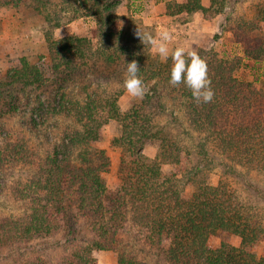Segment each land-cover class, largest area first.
<instances>
[{"label":"trees","instance_id":"obj_1","mask_svg":"<svg viewBox=\"0 0 264 264\" xmlns=\"http://www.w3.org/2000/svg\"><path fill=\"white\" fill-rule=\"evenodd\" d=\"M241 1L208 0V6L202 0L164 2L169 17H190L199 12L203 19L210 20L226 12L224 27L239 45L241 55L228 58L213 50L195 51L207 64L215 92L211 103L194 100L183 84H169L173 61L169 58L163 62L153 55L152 43H143L139 37L149 33L154 40L155 25L145 24L130 9L120 14L118 0H61L59 10L45 17L39 61L31 63L25 55L9 52L4 65L0 64V111L15 109L14 94L19 90L46 87L49 75L73 72L99 59L111 65L121 63L125 68L135 60L143 82L157 79L185 98L189 124L196 131L206 132L217 152L239 166L264 173V72L251 80L237 76L245 63L250 62L257 71L264 59L260 28L264 0L254 1L248 17L232 12ZM81 17L94 18L90 36H54V29ZM120 95V90L113 89L81 105L61 104L60 109L75 115L81 129L51 155L35 156L22 136L6 134L0 143V167L35 161L37 170L21 184L9 186L11 197L22 201L25 208L18 216L0 218V253L66 233L71 227L68 213L72 209L86 225L88 238L72 241L54 258L25 257L10 264H97L93 251L110 249L117 252L116 264H264V254L258 257L253 251L264 241V220L253 206L243 202L228 184L220 181L211 185L200 171L181 170L180 146L168 132L154 128L147 114V99L135 100L121 111ZM54 106L50 104L51 112ZM110 119L121 126L119 135L111 141L119 152L114 188L104 181L103 174L109 168L105 153L94 151L98 164L86 157ZM148 144L156 149L154 157L142 153ZM74 151L78 162L69 157ZM164 164L175 171L164 173ZM185 174L190 177L189 183L182 188ZM70 193L73 195L68 203ZM126 225L137 243L152 251L155 262L131 250L117 251L121 244L118 236ZM233 236L240 239L238 246L230 244ZM214 238L220 239L218 246L212 245Z\"/></svg>","mask_w":264,"mask_h":264},{"label":"rangeland","instance_id":"obj_2","mask_svg":"<svg viewBox=\"0 0 264 264\" xmlns=\"http://www.w3.org/2000/svg\"><path fill=\"white\" fill-rule=\"evenodd\" d=\"M59 1L61 0H0V64L4 65L9 52H13L12 54L16 56L25 55L31 63L39 61L40 45L44 40L45 17L50 18V15L59 10L57 6ZM131 1L128 0L131 10L137 16L142 17L143 12H140L142 11L140 9H146L147 12L144 14L150 15L151 12L148 13V11L153 9L152 12H159L160 4H164L167 0ZM254 1L257 0H243L233 7L232 12L248 17L252 14L251 6ZM118 2L117 11L120 12L121 9L126 13L127 11L124 10L126 4L121 3L124 0H118ZM225 16L226 12H223L216 15L214 21L202 22L201 18L203 19V17L199 13L195 26L187 27L184 31L181 29L182 25L192 16L180 15L173 23L178 24L182 31L169 32L172 34L171 41L168 43L169 49L184 47L189 51H196L203 48L213 50L228 58L241 55L239 45L233 42L231 34L224 27ZM94 27L93 17H81L54 29L53 33L56 38L70 35L88 37ZM260 28L264 36V18L260 22ZM152 53L159 57L153 43ZM9 55L11 57V54ZM12 64V61L8 63V67ZM250 65V62L245 63L237 76L251 80L254 76L264 72V59L257 71L256 69L254 71ZM114 71L116 73L112 75ZM67 72L57 76L49 75L47 85L43 89L19 90L14 94L15 109L0 111V143L6 134H18L25 139L29 151L31 150L35 156L51 155L53 150L62 148L63 142L68 140L71 134L81 129L75 115L65 108L60 109L61 104L67 105L69 102L72 104L74 102L81 105L87 99L103 96L106 91L113 89H118L121 92L118 98V106L121 111H125L133 101L140 100L130 96L124 87L126 68L121 63L111 65L99 59L92 65ZM144 85L146 88L144 98L149 102L148 118L154 128L165 130L179 144L183 160L181 170L187 173L195 172L196 169L206 175L207 182L211 185H217L222 181L235 188L243 202L253 206L257 215L264 220V173L239 166L217 152L206 132L196 131L191 127L190 121L186 117L185 98L176 94L172 87L157 79L144 82ZM50 104L55 105L52 112L49 110ZM120 130L121 126L117 121L108 120L100 131V140L92 144V148L86 154L93 164L99 162L97 154L94 153L95 150L103 151L108 157L109 168L103 177L109 188H114L118 183L119 152L111 145V141L119 135ZM142 153L154 157L156 149L148 144ZM75 155L76 151L72 152L69 157H73L78 162L79 158H75ZM59 157L62 158L63 155L60 153ZM36 170L35 161L33 163L21 162L15 166L6 163L0 167V218L18 216L23 212L25 208L23 202L16 201L11 197L9 186L14 187L16 184H21L30 178ZM162 171L169 173L175 171V168L164 164ZM189 178L185 174L181 180L182 188H187L186 184L189 183ZM72 195V193L68 194L66 199L68 203L71 202ZM68 214L71 218V227L66 233L55 237L39 238L24 247L2 251L0 264L14 263L25 257L54 258L67 249L72 241L88 238L90 233L79 215L77 218L72 209ZM133 236L131 227L126 225L125 230L118 236L121 244L117 251L121 248L131 250L143 259L151 263L155 262L152 251L137 243ZM239 240L238 237L233 236L229 242L233 246H238ZM219 242L218 238L212 239L213 246H218ZM253 251L258 257L263 255L264 241H260ZM93 256L97 264H116L117 252L112 249L95 250Z\"/></svg>","mask_w":264,"mask_h":264},{"label":"clouds","instance_id":"obj_3","mask_svg":"<svg viewBox=\"0 0 264 264\" xmlns=\"http://www.w3.org/2000/svg\"><path fill=\"white\" fill-rule=\"evenodd\" d=\"M139 37L143 43H156L149 33ZM170 41L171 34L167 30H162L157 52L163 62H167L169 58L173 61L169 71V84L173 87L183 84L191 91L193 99L197 102L204 104L213 102L215 92L208 75L206 61L197 52L189 51L184 47L170 50L168 47ZM139 71L140 68L135 60L126 63L124 87L130 96L142 100L146 95V88Z\"/></svg>","mask_w":264,"mask_h":264},{"label":"crops","instance_id":"obj_4","mask_svg":"<svg viewBox=\"0 0 264 264\" xmlns=\"http://www.w3.org/2000/svg\"><path fill=\"white\" fill-rule=\"evenodd\" d=\"M133 1V0H132ZM131 1V2H132ZM176 2L178 3H181L183 2L184 0H175ZM122 4H126L125 7H124V10H128L130 9L131 10V6H130V3H128V0H124V2H121ZM128 4V5H127ZM202 4L204 6H208V0H202ZM165 4H160V11L159 12H152L153 9L151 11H148V13H150V15H146L144 13H146V9H140L142 11L140 12H143V16H142V19L144 21L145 24L147 25H155V29H156V37L154 39V41H156V43H153V46H154V49H157V45L159 43V36H160V33L162 30H167L168 32L170 31H175V32H181L182 30L185 31V29L187 27H194L195 26V23L197 22V18H199V12L198 13H194L191 17L190 20H188L187 22H185L181 29L179 28L178 24L176 23H173V21L176 20L177 17H180V15H177V16H174V17H169L165 14ZM123 9V8H122ZM132 11V10H131ZM120 14H124V11L120 9ZM142 15V13H140ZM202 22H208L209 20H205V19H202ZM212 21H214V18L210 19ZM176 22V21H175ZM171 38H172V34H171Z\"/></svg>","mask_w":264,"mask_h":264}]
</instances>
